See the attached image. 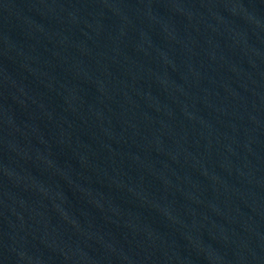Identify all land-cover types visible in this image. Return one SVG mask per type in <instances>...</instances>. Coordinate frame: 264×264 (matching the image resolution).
<instances>
[{"label": "water", "instance_id": "water-1", "mask_svg": "<svg viewBox=\"0 0 264 264\" xmlns=\"http://www.w3.org/2000/svg\"><path fill=\"white\" fill-rule=\"evenodd\" d=\"M0 264H264V0H0Z\"/></svg>", "mask_w": 264, "mask_h": 264}]
</instances>
